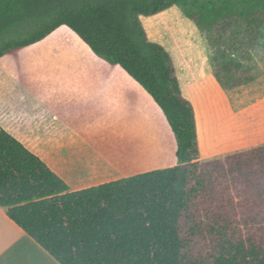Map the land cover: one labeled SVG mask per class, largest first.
Masks as SVG:
<instances>
[{
	"label": "trees",
	"instance_id": "1",
	"mask_svg": "<svg viewBox=\"0 0 264 264\" xmlns=\"http://www.w3.org/2000/svg\"><path fill=\"white\" fill-rule=\"evenodd\" d=\"M172 6L197 27L264 14V0H0V58L66 27L151 97L176 139L177 166L68 191L0 127V207L58 264H264V143L200 158L193 107L139 21ZM232 65L223 89L245 84Z\"/></svg>",
	"mask_w": 264,
	"mask_h": 264
},
{
	"label": "rangeland",
	"instance_id": "2",
	"mask_svg": "<svg viewBox=\"0 0 264 264\" xmlns=\"http://www.w3.org/2000/svg\"><path fill=\"white\" fill-rule=\"evenodd\" d=\"M139 21L148 39L161 45L171 59L182 93L193 105L202 149L218 154L264 141V14L249 22L232 17L213 26L197 27L184 17L181 7L172 6L155 16L139 17ZM64 31L67 30L60 29ZM55 35L42 47L61 39L65 46L81 55L77 63L87 70L86 77L81 81L78 95L61 90L42 91L39 96L47 105V112L60 124H69L67 127L79 144L108 165L98 179L90 178L85 183L98 180L107 183L177 166L176 139L142 88L118 67L92 54L74 34L68 40ZM35 49L16 52L19 68L27 69L25 63H33L31 54ZM229 61L240 67L232 65L236 82L245 84L223 89L221 82L226 79L222 67ZM66 66L62 69L68 71ZM25 75L18 71L14 77L25 85ZM114 87H126L127 96L137 99L144 118L131 121L124 114L126 110L121 119L110 116L102 120L100 106L112 102L109 99ZM14 95L12 91L10 96ZM261 97L254 105L246 104L251 98ZM239 101H245L246 107L234 111L232 106ZM53 102L58 103L56 109ZM72 185L71 182L69 186Z\"/></svg>",
	"mask_w": 264,
	"mask_h": 264
},
{
	"label": "crops",
	"instance_id": "3",
	"mask_svg": "<svg viewBox=\"0 0 264 264\" xmlns=\"http://www.w3.org/2000/svg\"><path fill=\"white\" fill-rule=\"evenodd\" d=\"M61 28H65L67 31L62 33L60 32ZM55 33V36L67 40L71 39L70 35L72 32L66 27H60L41 41L25 48L10 51L0 58V127L19 141L29 152L37 156L66 184L68 191H77L103 184V180L85 182L90 178L98 179L109 167L101 158L89 153L90 151L80 145L76 136L67 127L69 124H60L58 119L54 118V115L47 112L45 108L47 105L43 104L42 99H40L39 95L42 91L57 92L66 90V93H72V95L77 93L76 95H78L82 90L81 81L86 77L85 73H87L83 64L77 63L81 55H78L72 47L65 46L60 41L61 39L56 40L50 46L42 47V44ZM82 44L84 43L82 42ZM29 48H36L31 54L33 63H25L27 69L24 66L19 68L16 52ZM88 50L91 52L89 48ZM91 53L94 54L93 52ZM66 64L69 66H66ZM64 66L69 70L62 69ZM119 69L122 70L121 68ZM18 71H21L24 75L26 74L23 79L26 82L25 85H21L16 81L18 79L14 76L18 74ZM126 75L129 77L127 73ZM15 82H17V85L20 84V86L16 87ZM36 85L37 87H35ZM114 88L112 99H109L113 103H106L104 107L102 103V106H100L99 111L104 115L102 120L110 116L121 119V115L126 110L128 111L124 114L131 121L144 118L143 114L145 113L139 108L137 99H130L127 96L126 87ZM12 91L16 93L14 97L10 96ZM182 96L191 103L183 93ZM262 99L261 97V99H256L255 102L247 105H254ZM153 104L155 105L154 102ZM53 105L54 108L58 107L56 102H53ZM244 107L246 106L243 105L240 108L232 106L234 111H239ZM158 110L160 111L159 108ZM161 115L163 116L162 113ZM194 118L200 158L204 159L230 152L210 154L209 150L202 149L195 112ZM172 136L174 137L173 134ZM261 143H264V141L254 145ZM71 182L74 185L69 186ZM0 264L58 263L11 222L5 214V209L0 207Z\"/></svg>",
	"mask_w": 264,
	"mask_h": 264
}]
</instances>
